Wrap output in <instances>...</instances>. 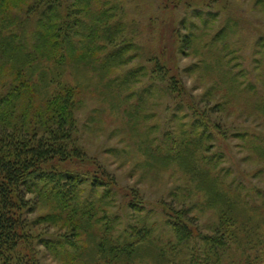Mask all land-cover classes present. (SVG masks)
Listing matches in <instances>:
<instances>
[{
    "label": "rangeland",
    "instance_id": "obj_1",
    "mask_svg": "<svg viewBox=\"0 0 264 264\" xmlns=\"http://www.w3.org/2000/svg\"><path fill=\"white\" fill-rule=\"evenodd\" d=\"M23 6L4 17L24 19ZM80 6L85 59L67 48L52 72L75 89L73 142L90 161L82 169L109 179L65 194L63 203L56 192L28 195L39 264H264V0ZM88 36L100 52L84 47ZM6 55L0 99L8 98V112L28 103L11 94L19 71L31 72L21 78L43 98L56 91L47 58L19 70L26 61ZM153 57L182 82L181 97L153 74ZM172 219L194 232L185 246Z\"/></svg>",
    "mask_w": 264,
    "mask_h": 264
},
{
    "label": "trees",
    "instance_id": "obj_2",
    "mask_svg": "<svg viewBox=\"0 0 264 264\" xmlns=\"http://www.w3.org/2000/svg\"><path fill=\"white\" fill-rule=\"evenodd\" d=\"M82 1L85 0H0V53L26 61L17 67L19 70L26 63L39 67L38 62L47 58L52 68L46 77L54 75L55 81L51 83H57L56 91L43 98L35 84L21 78L31 72L19 71L15 76L17 85L12 88L11 94L28 98V103L23 107L16 105L8 112L7 108L11 106L8 98L0 99V116H4L0 123V264H39L32 248L34 234L31 233L33 226L28 214L33 208L28 195L33 192H56L63 203L81 186L89 184L95 190L107 186L102 184V180L105 181L103 178L109 179L106 171L82 169L90 161L73 142L75 122L71 118L75 107V89L62 83L60 73L52 72L55 66L61 69L67 60L63 53L67 48H75L73 55L85 59V53L80 49L81 40L78 41L83 24L80 20ZM17 6H23L25 18L21 19L16 12L12 21H9L11 16L7 20L4 15ZM90 41L88 36L84 47L90 52L93 51L89 47H93L96 53L100 52L90 45ZM190 42L191 35L185 36L181 40L182 50ZM151 62L153 74L164 81H172L167 91L177 98L181 97L185 93L182 82L176 76L163 73L167 68L159 58L153 57ZM4 111L9 114L5 115ZM36 125H40V129ZM195 125L207 127L203 120H196ZM41 129H45L44 132ZM169 225L179 246H185L195 237L184 221L172 219ZM201 239L207 244H215L216 240L219 242L216 238ZM190 264L196 262L191 260Z\"/></svg>",
    "mask_w": 264,
    "mask_h": 264
}]
</instances>
